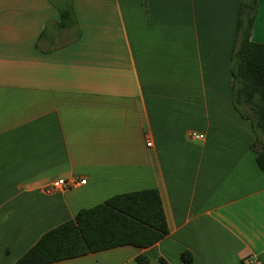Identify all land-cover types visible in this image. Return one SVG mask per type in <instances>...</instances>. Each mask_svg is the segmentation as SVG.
Returning a JSON list of instances; mask_svg holds the SVG:
<instances>
[{
	"label": "crops",
	"instance_id": "obj_1",
	"mask_svg": "<svg viewBox=\"0 0 264 264\" xmlns=\"http://www.w3.org/2000/svg\"><path fill=\"white\" fill-rule=\"evenodd\" d=\"M239 2L0 0V264L80 210L147 189L163 240L52 264H186L183 252L264 264V172L231 87ZM257 2L251 40L264 44ZM69 3L75 24L61 28ZM58 179L85 183L45 194Z\"/></svg>",
	"mask_w": 264,
	"mask_h": 264
},
{
	"label": "trees",
	"instance_id": "obj_2",
	"mask_svg": "<svg viewBox=\"0 0 264 264\" xmlns=\"http://www.w3.org/2000/svg\"><path fill=\"white\" fill-rule=\"evenodd\" d=\"M144 4L145 0H141ZM257 0H240L235 43L229 66L233 104L251 122L256 163L264 172V44L251 40ZM61 28L75 24L72 4L59 10ZM168 235L160 195L156 189L113 196L92 208L80 210L73 220L46 232L14 264H52L122 246L147 249ZM189 264L192 256L181 254ZM146 264L145 257L137 258ZM158 264H168L163 258Z\"/></svg>",
	"mask_w": 264,
	"mask_h": 264
},
{
	"label": "built area",
	"instance_id": "obj_3",
	"mask_svg": "<svg viewBox=\"0 0 264 264\" xmlns=\"http://www.w3.org/2000/svg\"><path fill=\"white\" fill-rule=\"evenodd\" d=\"M188 138L191 140L201 141L204 139L203 135L195 134V133H188ZM147 146H150L147 144ZM85 181L76 182L75 180H66V179H58L55 181L50 182L43 188V192L47 195L55 194L61 192L65 189H70L75 187L77 184H84ZM249 264H258L256 262H249Z\"/></svg>",
	"mask_w": 264,
	"mask_h": 264
}]
</instances>
